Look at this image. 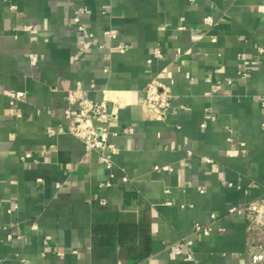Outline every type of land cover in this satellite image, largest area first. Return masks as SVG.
Returning a JSON list of instances; mask_svg holds the SVG:
<instances>
[{
  "label": "crops",
  "instance_id": "1",
  "mask_svg": "<svg viewBox=\"0 0 264 264\" xmlns=\"http://www.w3.org/2000/svg\"><path fill=\"white\" fill-rule=\"evenodd\" d=\"M261 48L264 0H0V264H256L229 209L264 196ZM76 87L118 112L112 169L66 131ZM184 237L192 259L170 247Z\"/></svg>",
  "mask_w": 264,
  "mask_h": 264
},
{
  "label": "built area",
  "instance_id": "2",
  "mask_svg": "<svg viewBox=\"0 0 264 264\" xmlns=\"http://www.w3.org/2000/svg\"><path fill=\"white\" fill-rule=\"evenodd\" d=\"M75 22L79 32L84 34L81 38V52L85 51L93 44L94 33L87 30L86 26L82 23L81 16H75ZM204 22L208 25H213L214 19L212 16H206ZM32 25H25L24 30H31ZM215 40V38H214ZM100 47H103L100 45ZM115 47L120 51H125L126 47L122 43H118ZM264 51L263 48H261ZM159 50H156L157 55ZM33 64L38 61L37 54L30 55ZM151 61V60H150ZM16 99L23 97L22 92H17ZM173 100V94L170 86L157 80H151L147 84L146 88V104L152 107L157 113V117H164L171 108ZM65 116L68 120L66 131L70 134L81 139L88 148L96 150L99 153V160L108 168L114 167V144L110 142V136L116 134L111 130L112 122L117 118L118 112L115 107L110 108L108 99L97 101L87 95L85 90L80 87L72 88L68 91L66 97ZM212 119H216L215 114H211ZM205 126V123L202 124ZM54 133V130H50ZM242 147H245V143H241ZM27 153L25 156H30ZM157 170H170L169 165H156ZM128 180L127 177L124 178ZM264 211V196L258 200L247 204L246 206H232L229 209V213H243L248 216L249 231V244L247 257L252 263L264 264V241H259L253 235V231L259 228L264 229V225L259 222V214ZM212 218L216 219L217 215L212 214ZM212 232L211 224H202L197 222L194 226V234L209 235ZM194 239L191 237H184L178 242H174L170 247L176 254H185L188 258H194L192 251V245Z\"/></svg>",
  "mask_w": 264,
  "mask_h": 264
},
{
  "label": "water",
  "instance_id": "3",
  "mask_svg": "<svg viewBox=\"0 0 264 264\" xmlns=\"http://www.w3.org/2000/svg\"><path fill=\"white\" fill-rule=\"evenodd\" d=\"M109 105L111 106L112 104H111V103H109Z\"/></svg>",
  "mask_w": 264,
  "mask_h": 264
}]
</instances>
